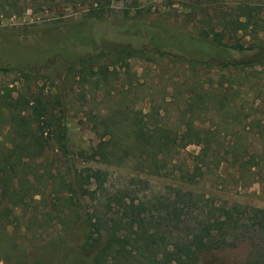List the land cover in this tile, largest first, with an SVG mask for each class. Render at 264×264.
<instances>
[{
    "label": "trees",
    "instance_id": "obj_1",
    "mask_svg": "<svg viewBox=\"0 0 264 264\" xmlns=\"http://www.w3.org/2000/svg\"><path fill=\"white\" fill-rule=\"evenodd\" d=\"M52 1L30 0L34 6L51 5L50 17L42 21L43 30L38 29L39 36L45 33L42 49L37 42L40 37L33 33L37 29L30 31L33 38L29 43L20 39L26 31H22L23 35L22 32L15 35L6 32L8 44L0 47V72L39 76L48 80L49 90L53 89L52 93L29 95L30 98H13L7 93L0 96L3 126L0 224L12 223L14 210L26 209L34 197L43 192H69L74 203L67 208V216L61 218L66 231L56 249L59 264L62 261V264L75 261L74 264H200L205 253L239 239L243 228L249 229L254 222L264 226V217L260 223L252 217L244 219L246 208L236 202L215 203L209 196L204 198L202 194L178 186L171 189L172 194L153 202L135 201L127 186L126 196L117 190H105L102 186L104 171L88 166L92 163L120 165L126 161V168L135 176L172 175L186 186H196L214 161L215 170L228 161L234 172L243 164L264 172V149L255 156L245 146L237 148L230 144L222 149L212 145L217 133V123L213 125L212 119L226 115L225 119L232 121L229 125L233 126L246 118L244 114L240 116L234 97H228L231 76L255 68L264 70V32L262 37L257 36V32L263 30L264 20L256 17L248 27L239 19L244 13L242 10L248 19L254 18L252 15L262 10L256 5L260 0H232L234 3L228 6L222 5L224 0H209L205 6L210 14L208 31L193 33L161 23L149 26L143 18L150 10L139 0ZM16 2L0 0V5L4 3L7 9L16 12ZM118 2L132 13L121 17L126 23L121 21L115 26L119 33L125 31L126 40L104 38L94 27ZM212 20L214 23H210ZM239 30L242 34L238 35ZM245 31L250 36L247 43L241 41ZM18 48L25 51L19 53ZM145 53L170 54L188 67L205 68L211 76L226 74L227 82L224 86L221 83L200 85L198 92L186 96L180 112L170 121L176 124L174 128L162 117L159 126L149 127L148 113L141 120L115 108L96 124L101 134L96 135L95 145L74 151L64 124L67 94L63 87L67 78L77 76V80L83 81L95 60L106 57L121 62L125 58L126 73L127 59ZM107 65H97L96 73L100 79L110 82L107 76L115 77V74L107 70ZM132 86L128 83L129 88ZM208 103L211 116L206 122L213 125V131L209 126L201 128L200 116L205 114L202 108ZM251 105L249 110H252ZM122 119H125L124 130L118 128ZM247 122L245 127L250 123ZM190 145L198 151L188 159L179 158L180 150ZM48 152L55 159L51 169L41 166ZM225 153L229 154V159H225ZM35 159L40 170L32 166ZM70 232L75 240H71ZM74 253L81 256L69 262ZM233 264H264V260L255 263L248 259Z\"/></svg>",
    "mask_w": 264,
    "mask_h": 264
},
{
    "label": "rangeland",
    "instance_id": "obj_2",
    "mask_svg": "<svg viewBox=\"0 0 264 264\" xmlns=\"http://www.w3.org/2000/svg\"><path fill=\"white\" fill-rule=\"evenodd\" d=\"M57 1L53 0L52 2ZM139 1L150 10L143 18L149 26L153 23H161L192 33L208 31L210 14L205 6L208 5L209 0ZM233 3L232 0H224L222 5L228 6ZM16 5L18 6L16 12L7 9L4 3L0 5V47L4 48L8 44V39L5 38L6 32L15 35L26 31L25 34L22 32L24 35L20 39L29 43L33 38L30 37V31L37 29L33 33L40 37L37 42L42 49L45 33H41L39 36V30H43L42 21L50 17L51 7L49 6L51 5L48 7L34 6L30 0H17ZM256 5H260L259 10H262L257 15H252L254 18L248 19L244 16L245 11L243 10L244 13L240 15L239 19L243 20L248 27L256 17L264 20V0H260ZM77 11L80 12L81 9ZM127 15H132V13L129 9L121 7L119 2L112 5V12L105 15L103 20L95 22L94 27L97 34L104 38L126 40L125 31L119 33L115 26L121 23V17ZM214 21L212 20L210 23H214ZM122 23H126V20ZM261 26L263 30L257 32L259 37H262L264 32V22ZM247 33L245 31L241 38L244 43H247L250 38ZM237 34L242 33L239 30ZM24 51L20 48L17 50L19 53ZM109 61L112 64L107 65L106 62ZM127 64L128 68L125 73V58L122 62L107 57L99 58L90 66L91 71L85 72L83 81L81 78L77 80V76H69L65 81L63 88L67 94V103L64 124L69 143L74 151L95 145L96 135L101 134L97 131L96 124L99 123L101 117L110 114L115 108L121 109L125 113L128 111L130 116L134 115L136 119L141 120L148 113L150 115L149 127L159 126L162 117L164 121H167L169 127L174 128L176 124L170 121L180 112L183 99L186 96L191 95L192 92H198L200 85L205 87L208 83H221L224 86L227 82L226 74L220 73L217 76H211L205 68L188 67L185 62L170 54L160 56L145 53L144 56L127 59ZM97 65H107V70L115 74V77L108 75L107 77L111 79L110 82L107 79H100L96 73ZM110 66H113V69H110ZM246 72L231 76L232 91L230 88L228 95V97H234L237 107L241 110L240 116L244 114L246 118H241L239 123L233 126L229 125V122L232 121L225 119L226 115L221 116L222 118L212 119L213 125L217 123V133L212 145L222 149H226L230 144H235L237 148L245 146L250 149L249 153L253 151V155L257 156L260 150L264 149V114H262L264 111V70L255 68ZM128 83L133 86L129 88ZM49 85L47 79L39 76L26 75L21 72H0V96L7 93L13 98L16 96H26L27 98L29 95L39 93L49 94L53 92V89L49 90L51 88ZM69 89L72 91H68ZM250 104H253L251 105L252 110H249ZM209 106L208 103L202 108L205 114L200 116L203 122L201 128L209 126L213 131V125L206 122L208 116H211ZM1 119L0 117V138L3 136ZM247 121L250 123L245 127ZM242 124L244 127L241 128ZM118 126L119 129L124 130L125 119H122ZM4 143L7 144V141L5 140ZM197 151L195 146H185L180 150L179 158L188 159ZM44 155L41 166L45 165L46 168L51 169L55 159L51 152ZM224 157L229 159V154L225 153ZM227 162L215 170L213 168L214 161L208 174L204 175L196 186L180 184L173 179L172 175L162 178L135 176V173L126 168V161L120 165L106 166L92 163L88 166L104 171L102 186L105 190L111 192L117 190L126 196L125 186H127L135 201L153 202L170 194L171 189L178 186L181 189L188 188L195 193L202 194L204 198L209 196L215 203L236 202L246 208L247 214L243 217L244 219L252 217L260 223L264 217V172L262 170L258 172L254 167H248L245 164L237 172H234ZM76 164L85 165L80 161H76ZM32 166L35 170L41 168L37 159ZM257 172L258 174H256ZM73 203L69 192L50 194L43 192L41 196L34 197L26 209L14 210L12 223L0 224V264H59L60 262L57 263L59 255H57L56 249L61 244L63 233L66 231L65 225L61 223V218L67 216V208H71ZM244 230L243 228L241 237L235 239L233 244H228V246L201 256L200 264L244 263L248 259L256 263L264 260V226L254 222L249 229ZM70 234L73 236L71 240H75L74 234L72 232ZM73 245L74 243H72ZM75 256L79 258L81 254L74 253L69 262L75 261Z\"/></svg>",
    "mask_w": 264,
    "mask_h": 264
}]
</instances>
